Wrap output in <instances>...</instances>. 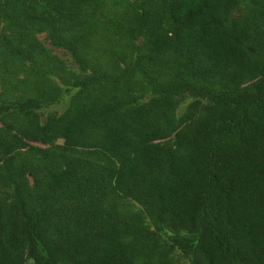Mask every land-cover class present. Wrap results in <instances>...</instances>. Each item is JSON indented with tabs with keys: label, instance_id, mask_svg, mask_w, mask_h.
I'll return each mask as SVG.
<instances>
[{
	"label": "trees",
	"instance_id": "1",
	"mask_svg": "<svg viewBox=\"0 0 264 264\" xmlns=\"http://www.w3.org/2000/svg\"><path fill=\"white\" fill-rule=\"evenodd\" d=\"M0 264H264V0H0Z\"/></svg>",
	"mask_w": 264,
	"mask_h": 264
},
{
	"label": "rangeland",
	"instance_id": "2",
	"mask_svg": "<svg viewBox=\"0 0 264 264\" xmlns=\"http://www.w3.org/2000/svg\"><path fill=\"white\" fill-rule=\"evenodd\" d=\"M63 108V105L61 106V105H59V106H54V107H52L51 109H57V110H61Z\"/></svg>",
	"mask_w": 264,
	"mask_h": 264
}]
</instances>
